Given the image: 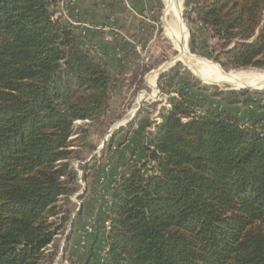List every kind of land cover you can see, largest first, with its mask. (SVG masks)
Returning a JSON list of instances; mask_svg holds the SVG:
<instances>
[{"label":"trees","instance_id":"16d2710c","mask_svg":"<svg viewBox=\"0 0 264 264\" xmlns=\"http://www.w3.org/2000/svg\"><path fill=\"white\" fill-rule=\"evenodd\" d=\"M154 2L160 13L162 0ZM185 4L186 20L213 41L206 57L227 70L264 69V0ZM53 5L0 0V264H52L57 219L71 214L61 202L79 190L71 161H81L87 183L95 166L83 162L96 146L90 128L75 122L98 121L109 108L110 66L74 25L54 17ZM189 46L198 52L194 30ZM181 78L210 89L180 63L161 73L170 107L143 136L146 158L130 156L116 172L99 263L264 264V128L236 110L264 115V96L215 86L210 94L221 104L203 105L178 86ZM133 124L109 143L127 138Z\"/></svg>","mask_w":264,"mask_h":264},{"label":"rangeland","instance_id":"374dc122","mask_svg":"<svg viewBox=\"0 0 264 264\" xmlns=\"http://www.w3.org/2000/svg\"><path fill=\"white\" fill-rule=\"evenodd\" d=\"M182 1L183 20L188 30V48L193 55L201 58L205 64L207 63L212 66L216 65L225 72L234 70L264 71V69L251 67L227 70L219 63L206 57L207 50L205 45L207 42L211 43L213 41L208 32L199 23H189L186 20L184 14L187 10V6L185 0ZM162 2L163 8L161 12L159 13L157 9H155V14L152 15L154 23H151V28L148 27L151 29L149 34H144L139 38L137 37L135 41L132 40V42L126 44L124 49L122 46L120 47L117 45V50H122L116 51L117 54L115 53V55L117 57L106 54L105 57L111 64V72L113 75L107 112L100 120L93 123H90L88 120H77L75 122L77 126L84 125L90 128L88 142L96 146L91 153H89L88 149H85L84 156L86 159L82 161L89 162V164H94L95 166L90 172L87 183L82 180L83 172L79 167L81 161H71L72 166L78 172L77 183L79 185V190L70 196L71 201L66 206L65 200L61 202L62 207L64 209H70L72 215L70 214L69 220L64 222V220H62L64 213L59 214L57 221L58 224H61V228L56 230L57 226H55V231L57 232L55 235V245L58 244L59 249H56L57 254L52 264H100L99 260L107 249L106 234L110 226V221L107 218V208L110 188L115 181L116 172L130 156L139 159L146 158L147 150L142 143L143 136L148 131H154L156 125L162 121L159 115L161 108L170 107L168 96L163 94L160 88L157 96L154 98L149 95L153 91V88L148 85L146 77H148L152 71L158 70L165 64L167 66L161 71V73H163L178 63L182 64L202 85H206L210 88L208 91H203L200 90L198 86L194 87L188 79L181 78L178 81L179 87L184 88L194 99L203 105L218 107L221 104L218 97H213L210 94V90L212 91L215 86L220 90L235 88L228 84L204 82L193 69L180 60V52L175 46L174 41L169 35L165 34L167 32L164 20L166 22L167 19L171 17L166 14L165 6L167 2L164 0H162ZM158 14H160L159 21L156 20ZM70 24L72 23L70 22ZM191 30L196 31L198 34L199 50L196 53H193L189 46ZM81 36L83 39H86L85 43L88 46L92 47L97 54L103 56V52L98 45L87 40L83 34H81ZM136 44H139L141 48H138ZM176 58H178L179 61H176ZM144 67H146L148 71L141 74V70ZM244 87L251 91L262 92L261 95L264 96V85H260L256 88ZM144 91L147 94L141 100L142 105L139 110L140 112L142 111L141 113L139 112L141 115H139L138 112L135 114L134 112L140 106L138 97L140 93ZM257 97L261 98V96ZM255 108L256 107H236V110H238L239 115L245 118H250L252 116L257 117L260 119V126L264 128V115ZM133 115L135 116L132 120L134 124L127 138L119 134L114 138L113 143L110 144V139L114 133L110 131L117 128V126H120L119 128L127 126V121L132 118ZM84 188H86V191H83ZM80 195L85 196L83 199H80ZM80 204H82L81 216L74 226L72 221L80 211ZM67 238H69L68 244L65 246ZM52 248L53 247H51L50 250H53Z\"/></svg>","mask_w":264,"mask_h":264},{"label":"crops","instance_id":"0c3cea01","mask_svg":"<svg viewBox=\"0 0 264 264\" xmlns=\"http://www.w3.org/2000/svg\"><path fill=\"white\" fill-rule=\"evenodd\" d=\"M155 9L154 0H69L66 5L70 22L100 47L105 60L106 54L117 57L116 51H122L117 45L124 49L132 40L149 34Z\"/></svg>","mask_w":264,"mask_h":264},{"label":"bare ground","instance_id":"6f19581e","mask_svg":"<svg viewBox=\"0 0 264 264\" xmlns=\"http://www.w3.org/2000/svg\"><path fill=\"white\" fill-rule=\"evenodd\" d=\"M164 1L167 3L169 2V0ZM166 14L167 16L169 15L171 18H168L169 20L167 19L166 22L164 20V23H166L167 32L165 34L169 35L174 41L175 46L180 52V60H182L188 67L193 69L196 74L202 80H204V82L206 81V83L210 82L228 84L235 88H240L243 86L256 88L260 85H264V71L260 72L256 70H234L230 72H225L216 65L212 66L207 63L205 64L201 58L193 55L190 52L187 43L188 30L183 20L184 18L182 0H171V4L168 10L166 11ZM156 71H152V73L148 75V77H146L148 85L153 88V91L151 92V94H149L153 98L157 96L158 93V90L156 89L158 73ZM146 94L147 93L145 91L141 92L138 97V101L140 102Z\"/></svg>","mask_w":264,"mask_h":264},{"label":"built area","instance_id":"2783aa9c","mask_svg":"<svg viewBox=\"0 0 264 264\" xmlns=\"http://www.w3.org/2000/svg\"><path fill=\"white\" fill-rule=\"evenodd\" d=\"M69 3V0H54V17H62L70 23V18L67 16L66 5ZM138 48H141L139 44H136ZM146 52V50H145Z\"/></svg>","mask_w":264,"mask_h":264},{"label":"water","instance_id":"95a60500","mask_svg":"<svg viewBox=\"0 0 264 264\" xmlns=\"http://www.w3.org/2000/svg\"><path fill=\"white\" fill-rule=\"evenodd\" d=\"M170 4H171V0H169V2L168 3H166V6H165V8H166V11L168 10V8H169V6H170ZM176 61H179V59L178 58H176L175 59ZM167 65H163L161 68H159L158 70H157V73H158V77H157V84H156V89L157 90H159V86H158V84H159V76H160V73H161V71L166 67ZM241 88H246V87H240V88H234V89H241ZM223 90V89H222ZM141 105H142V103H141V101H140V106H139V108L134 112L135 114L137 113V112H139V110L141 109ZM134 114V115H135ZM133 115V117L132 118H130L128 121H127V123H129V122H131L133 119H134V116ZM121 125V124H120ZM120 126H117V128H119ZM117 128H114V129H112L110 132L112 133V132H114ZM104 144H105V142H104ZM83 191H86V188H84V190ZM84 193V192H83ZM82 209V204H80V207H79V210H81ZM73 222V221H72Z\"/></svg>","mask_w":264,"mask_h":264}]
</instances>
